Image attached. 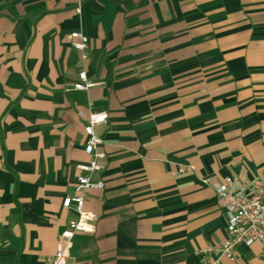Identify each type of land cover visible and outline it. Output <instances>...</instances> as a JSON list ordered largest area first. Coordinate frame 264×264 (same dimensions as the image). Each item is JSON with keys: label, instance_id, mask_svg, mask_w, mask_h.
I'll return each instance as SVG.
<instances>
[{"label": "crops", "instance_id": "crops-1", "mask_svg": "<svg viewBox=\"0 0 264 264\" xmlns=\"http://www.w3.org/2000/svg\"><path fill=\"white\" fill-rule=\"evenodd\" d=\"M90 111L108 114L103 186L66 264H264L259 244L220 256L223 204L201 182L264 183V0H0V264H48L77 217L62 200Z\"/></svg>", "mask_w": 264, "mask_h": 264}, {"label": "built area", "instance_id": "built-area-1", "mask_svg": "<svg viewBox=\"0 0 264 264\" xmlns=\"http://www.w3.org/2000/svg\"><path fill=\"white\" fill-rule=\"evenodd\" d=\"M82 0H78V5ZM71 45L82 54L85 59V50L88 45V37L82 32H72L70 34ZM91 83L88 82L86 72L78 74V80L73 83L72 88L76 90H86ZM108 118L106 111H90L87 116V124L84 126L86 134V152L91 159L86 163H81L77 167L80 174L76 178L74 194L66 196L62 200V207L72 209L77 217L67 222L66 227L59 234L55 251L48 258V264H66L68 248L77 233H92L94 231L95 214L84 208L86 192L90 188H102L103 182L93 181L92 176L100 170L101 155L98 147L103 143L101 137L95 134L94 128L104 124ZM189 170L180 168L179 172ZM202 184L211 187L217 197L222 201L226 216L225 239L216 248L220 256L230 260L236 257L239 246H251L259 244L261 255L264 257V183L255 184L249 188H244L240 182L231 176L222 181L214 182L209 178H202ZM210 249L202 250L203 257L207 256ZM210 264H220L219 260H214Z\"/></svg>", "mask_w": 264, "mask_h": 264}]
</instances>
